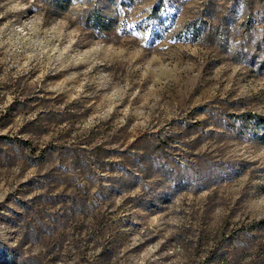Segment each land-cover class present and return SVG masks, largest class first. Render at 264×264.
I'll return each instance as SVG.
<instances>
[{
    "label": "rangeland",
    "instance_id": "obj_1",
    "mask_svg": "<svg viewBox=\"0 0 264 264\" xmlns=\"http://www.w3.org/2000/svg\"><path fill=\"white\" fill-rule=\"evenodd\" d=\"M264 0H0V264H264Z\"/></svg>",
    "mask_w": 264,
    "mask_h": 264
},
{
    "label": "trees",
    "instance_id": "obj_2",
    "mask_svg": "<svg viewBox=\"0 0 264 264\" xmlns=\"http://www.w3.org/2000/svg\"><path fill=\"white\" fill-rule=\"evenodd\" d=\"M252 118L255 120V124L261 127V130L264 132V117L252 115Z\"/></svg>",
    "mask_w": 264,
    "mask_h": 264
}]
</instances>
